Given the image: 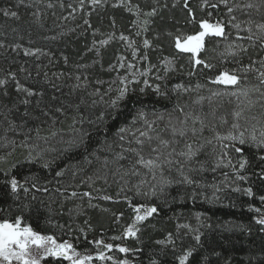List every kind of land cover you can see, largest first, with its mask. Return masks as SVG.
Listing matches in <instances>:
<instances>
[{"label":"trees","instance_id":"trees-1","mask_svg":"<svg viewBox=\"0 0 264 264\" xmlns=\"http://www.w3.org/2000/svg\"><path fill=\"white\" fill-rule=\"evenodd\" d=\"M202 21L224 35L177 48ZM262 24L264 0H0V222L76 258L107 240V261L264 264V145L251 138L264 131ZM224 71L239 84L214 82ZM133 130L168 141L169 161L139 163Z\"/></svg>","mask_w":264,"mask_h":264},{"label":"snow or ice","instance_id":"snow-or-ice-1","mask_svg":"<svg viewBox=\"0 0 264 264\" xmlns=\"http://www.w3.org/2000/svg\"><path fill=\"white\" fill-rule=\"evenodd\" d=\"M95 2V0H94ZM222 3H227V0H221ZM253 5L249 4L247 7H252ZM229 12L232 11L231 8L228 9ZM7 15L8 13L5 12ZM13 16L16 15L15 12L11 13ZM236 27H239V25H235ZM202 31L197 33L193 36H188L184 43L181 44L179 42V39L177 40V48H180L184 51L192 52L193 54L197 53L202 45L204 37L208 34H213L217 36H223L224 35V25L222 23H209L208 21H202L200 24ZM258 28L264 30V24L257 25ZM251 31V29H249ZM145 44H147V41H145ZM196 63H202V61L197 60ZM260 79L261 84H264V72L260 73ZM241 80V77L238 76L235 72H228L224 71L221 72L214 82L216 83H222L225 85H238ZM5 83L4 81L0 80V84ZM147 83V81H145ZM20 87V85H17ZM259 90V89H256ZM143 91V89H141ZM158 91V89H157ZM127 94V89H122L120 91L119 96L116 100H114L112 103L115 106L119 100H122ZM237 93H232V95H236ZM241 95H247V90H243ZM242 114L241 111H236L233 115L236 118H240ZM141 117H143V113L141 112L139 114ZM234 129H238L240 125L238 123H234L232 125ZM120 131H124V129H121ZM173 131H176V129H173ZM181 135H184L183 131L180 132ZM141 136H146L147 133L141 132ZM244 134L243 132L240 133L239 136H232L231 134L226 137L227 139L232 140H239L241 144L245 143V140L243 138ZM252 140L256 141L258 145H264V131L260 132L259 139L257 136L253 133ZM138 143H142L141 141H137ZM162 143L166 144L167 141H162ZM135 151V150H134ZM236 151H240L239 148L236 149ZM189 156L193 155V153L189 152ZM139 163L143 164L147 168H154L159 167L156 160L148 159L145 160L143 157H141L138 161ZM244 165L241 164V167ZM11 187L15 191L17 188V181L13 179L11 181ZM105 199H109V197H105ZM139 211V209H137ZM155 208L147 209L145 212V216H137V220H143L146 216H150L153 212H155ZM260 223L264 224V220L259 221ZM128 235H135V231L133 230V227H129L127 230ZM199 239V237H197ZM97 244L101 243V241H97ZM35 246L38 249H42L44 255L46 256H58V257H64L68 260L72 261V264H85L86 260L91 259V257H81L79 259H75L74 257L77 256L75 249H73L72 245L68 243L67 241L63 243H57L54 237L52 236H45L42 235L36 231H34L30 226H21V220L19 218L16 219L14 223L9 222L7 220L0 222V264H12L13 260L20 261L21 264H40V260L34 256L31 255L29 249ZM107 248H112V245H106ZM121 252H127L128 249L126 248H120ZM71 251L72 255H69L68 253ZM101 258H103L101 256ZM187 259V256L180 257V264H184V261ZM124 264H127V262H124Z\"/></svg>","mask_w":264,"mask_h":264},{"label":"rangeland","instance_id":"rangeland-1","mask_svg":"<svg viewBox=\"0 0 264 264\" xmlns=\"http://www.w3.org/2000/svg\"><path fill=\"white\" fill-rule=\"evenodd\" d=\"M196 35V34H194ZM190 36H193V35H190ZM188 37V36H187ZM183 38L180 43L183 44L185 39L187 38ZM180 49V48H179ZM182 50V49H181ZM130 66H133L132 64ZM130 69H132V67H129ZM138 68V67H137ZM134 76H136L135 73H133ZM138 75H139V70L137 69V78H138ZM238 98H235V100H237ZM242 99V98H240ZM173 133H175L173 130H172ZM144 133H147L146 136H141V135H138L139 137H137V131H131L129 135H131L133 137V141L135 142V144L137 145V148L138 149V154H139V157H143L145 160H148V159H153V160H156V158H159L161 156V154L159 155L158 154V151L160 149H166L168 146H170L169 142L167 141L166 144L162 143L163 138L160 137L156 134H151L150 132H144ZM231 134V131L229 130H225L224 131V137H228L229 135ZM221 133L218 135L220 136ZM173 139V138H172ZM141 141L142 143H138L137 141ZM230 140V139H229ZM199 149V148H197ZM180 156H183V157H187L189 156L188 153L191 152V153H194V151H196V149L194 150H191L188 146H185L183 144L180 145V149L179 150H176ZM162 158V156H161ZM162 159H165L166 162L169 161V158L166 157V156H163ZM220 160V156H219V159ZM154 176V174H153ZM111 244L110 241H103V243H99V244H96L95 246L91 247L90 249H88L86 252H85V256L86 257H91V259H89V261H85V264H124V261H119L117 260V258H111L110 261H107V260H104L101 258L100 254L101 252L105 249L106 245H109ZM30 253L32 256L38 258L40 260V264H43L41 262V255H40V249L36 248L35 246H32L30 249H29ZM69 255H72L71 251L68 253ZM97 254V260L94 261L92 258L93 256ZM45 256V255H44ZM57 258V264H72V261L71 260H68L64 257H58V256H52V258ZM75 259H79V258H76L74 257ZM6 263V262H4ZM12 264H21L20 261H16V260H13L12 261Z\"/></svg>","mask_w":264,"mask_h":264}]
</instances>
